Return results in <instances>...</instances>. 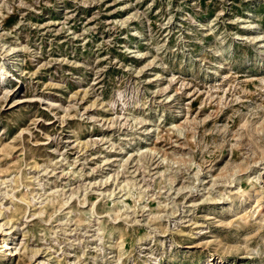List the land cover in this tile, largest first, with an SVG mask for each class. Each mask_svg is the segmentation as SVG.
Masks as SVG:
<instances>
[{"label": "rangeland", "instance_id": "374dc122", "mask_svg": "<svg viewBox=\"0 0 264 264\" xmlns=\"http://www.w3.org/2000/svg\"><path fill=\"white\" fill-rule=\"evenodd\" d=\"M0 264H264V0H0Z\"/></svg>", "mask_w": 264, "mask_h": 264}]
</instances>
